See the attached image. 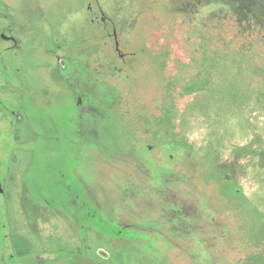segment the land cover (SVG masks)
<instances>
[{"label":"rangeland","instance_id":"rangeland-1","mask_svg":"<svg viewBox=\"0 0 264 264\" xmlns=\"http://www.w3.org/2000/svg\"><path fill=\"white\" fill-rule=\"evenodd\" d=\"M0 132V264H264V0H0Z\"/></svg>","mask_w":264,"mask_h":264},{"label":"trees","instance_id":"trees-1","mask_svg":"<svg viewBox=\"0 0 264 264\" xmlns=\"http://www.w3.org/2000/svg\"><path fill=\"white\" fill-rule=\"evenodd\" d=\"M103 65L104 64H102L101 66H103ZM107 76H109V71H106L105 74H101V72H99V75H96V80L101 79V77L105 78ZM100 87H103V85H101ZM243 150L244 149L238 150V152L236 153V156L235 157L239 159V155L238 154H240ZM257 155L259 156V164L264 168V149L261 148L260 151L257 152ZM232 169L229 168V167H227V166H225L224 169H223L224 170L223 171L224 172L223 178H224L225 181L233 183L234 186H235V187L233 186V188L237 192V189L236 188L238 186H237V183H236V181L234 179V175H235L234 172L235 171H233ZM144 236L147 237V235H144ZM19 253L21 255V257H19L20 259H22L24 257H26V259H28L27 258L28 257L27 256L28 255V251L22 250V248H20ZM31 257H33V256H31ZM32 264H34V263L32 262Z\"/></svg>","mask_w":264,"mask_h":264},{"label":"flooded vegetation","instance_id":"flooded-vegetation-1","mask_svg":"<svg viewBox=\"0 0 264 264\" xmlns=\"http://www.w3.org/2000/svg\"><path fill=\"white\" fill-rule=\"evenodd\" d=\"M83 45V44H82ZM82 45L81 44H76V45H74L72 48H69V49H71V50H74V52H75V54H73V55H71L72 57L73 56H76L78 53H79V51L82 49ZM68 49V48H67ZM68 49V50H69ZM66 57H68V56H66ZM66 57H63V58H66ZM70 57V56H69ZM61 79H62V81H63V83L65 84L66 83V81H65V79H63L64 77H60ZM0 137H1V132H0ZM1 193H2V191H1ZM4 259H5V262L6 263H8V264H12V263H14V262H11V261H9V262H7V259H6V253L4 252ZM15 258L16 259H20V258H18V257H16L15 256ZM14 264H24V263H22V261L20 262V263H14Z\"/></svg>","mask_w":264,"mask_h":264}]
</instances>
